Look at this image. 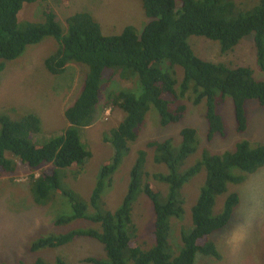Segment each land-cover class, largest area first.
<instances>
[{
	"label": "trees",
	"instance_id": "trees-1",
	"mask_svg": "<svg viewBox=\"0 0 264 264\" xmlns=\"http://www.w3.org/2000/svg\"><path fill=\"white\" fill-rule=\"evenodd\" d=\"M34 1L0 0V72L7 61L18 57L28 45L37 44L48 36L55 39L57 46L43 59L45 70L59 75L72 63L80 68L81 77L73 89L71 102L63 111L69 126L44 143L33 141V135L42 129L36 114L27 113L17 120L0 114V177H10L15 172L11 158L17 157L30 169L28 175L35 203L44 204L50 191L58 189L56 169L76 168L79 173L90 157V151L81 143L79 131L92 123L96 109L120 110L122 120L103 134V140L111 147L112 160L102 168L88 202L60 189L72 213L56 218L55 225L83 219L99 224L100 230L51 233L31 243L29 251L60 248L75 237H84L95 238L102 247V255L87 258L93 264H194L197 253L220 259L212 235L229 224L239 203L237 187L264 166L263 145L251 146L243 140L236 143L233 150L203 152L193 164L180 170L196 150L193 128L180 130L181 140L177 145L172 138L148 142L146 147L152 149L151 161L167 170L165 174H153L167 185L165 196L149 183L143 188L153 209L154 244L150 248H143L134 238L136 228L130 208L132 194L139 185L143 150L131 169L132 180L122 205L114 213L100 211L103 207L99 206L100 195L104 186L111 184L129 143L139 136L151 107L158 114L159 124L166 126L182 120L187 102L195 106L204 103L206 138L210 140L215 134H224L218 108L228 96L234 129L237 133L245 131V102L255 99L264 107V81L255 79L248 67H229L224 62L197 56L187 39L200 36L217 41L224 54L243 37L252 34L257 59L264 70V0H243L242 3L235 0H139L147 20L142 31L137 33L134 25L125 24L117 34H104L101 24L85 11L69 15L62 24L46 0L41 22L17 19L22 5ZM111 67L126 70L124 73L129 75L130 81L127 87L131 91L139 89L140 94L128 90L112 92L108 83L114 75H108L105 81L103 78V71ZM199 173H202V181L191 208L192 225L181 232L180 248L168 252V220L184 210L185 197L180 189ZM32 264L68 262L56 255L52 263L38 257Z\"/></svg>",
	"mask_w": 264,
	"mask_h": 264
},
{
	"label": "rangeland",
	"instance_id": "rangeland-1",
	"mask_svg": "<svg viewBox=\"0 0 264 264\" xmlns=\"http://www.w3.org/2000/svg\"><path fill=\"white\" fill-rule=\"evenodd\" d=\"M44 1L24 3L17 13V19L41 22ZM46 1L62 24L69 15L85 11L101 24L104 34H117L125 24L134 25L136 32L140 33L147 22L139 0ZM187 42L197 56L209 61L224 62L229 67H248L255 79L264 81V70L260 68L252 34L243 37L238 45L224 54L220 52L217 41L189 36ZM56 46L57 42L53 37H44L39 43L28 45L15 59L7 61L0 72V114L16 120L27 113L36 114L42 127L39 133L33 135L36 143H44L60 135L69 126L63 111L71 102L73 89L81 77L80 68L72 63L59 75H51L45 70L42 61ZM124 72L127 71L116 67L106 68L103 71L104 81L108 75H114L108 83L112 92L128 90L139 95V89L129 90V75ZM177 75L180 79L179 71ZM204 111V103L195 106L187 102L182 120L161 126L156 110L151 107L145 115L139 136L129 143L113 173L111 184L105 185L101 192L99 206L103 207L100 211L114 213L126 197L132 180L131 169L140 152L144 151L139 185L130 202L131 219L136 228L134 238L143 248H150L154 244L153 209L143 188L149 183L163 192L161 196H165L167 192V185L153 177V174H165L167 170L151 161L152 149L146 147L148 142L172 138L177 145L181 140L180 130L184 127L193 128L197 140L196 150L180 170L193 164L203 152L214 154L233 150L236 143L243 140L248 141L251 146H264V107L255 99L245 102L247 126L241 133L234 129L232 105L228 96L218 108L224 123L223 135L215 134L210 140L206 138ZM121 117L120 110L104 111L101 107L96 109L92 123L79 131L81 143L90 151V157L79 173H76V168L56 169L59 177L58 189L50 191L44 204L34 201L33 184L28 175L29 167L17 157L11 158L16 166L15 172L10 177H0V264H32L38 257L52 263L56 255H61L68 264H93L87 258L102 255V247L95 238L75 237L68 245L55 249L43 248L31 252L29 247L31 243L51 233L60 234L71 229L100 230L99 224L83 219H75L59 226L54 222L56 218L72 213L70 203L61 190L71 192L80 200L88 202L102 168L112 160L111 147L103 140V134L117 126L122 120ZM201 181L202 173H199L180 189L185 197L184 210L168 220V252L180 248L181 232L190 229L192 225L191 208ZM236 191L239 203L233 210L229 224L212 235L220 259L197 253L194 264H264V166L251 174Z\"/></svg>",
	"mask_w": 264,
	"mask_h": 264
}]
</instances>
